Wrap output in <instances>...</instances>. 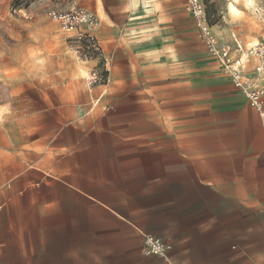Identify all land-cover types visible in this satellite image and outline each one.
I'll list each match as a JSON object with an SVG mask.
<instances>
[{
  "label": "crops",
  "instance_id": "obj_1",
  "mask_svg": "<svg viewBox=\"0 0 264 264\" xmlns=\"http://www.w3.org/2000/svg\"><path fill=\"white\" fill-rule=\"evenodd\" d=\"M121 1L126 21L111 18L103 27L98 13L78 0L99 18V40L103 28L110 41L152 52L168 45L181 20L195 26L185 0L180 10L178 0ZM158 4L162 10L145 12ZM162 18L171 36L147 34ZM164 66L153 74L132 72V83L115 77L102 93L104 108L128 112L121 125L136 131L65 136L42 166L21 168L59 170L68 181L10 186L30 188L33 204L52 200L59 210L17 227L9 246L24 249L25 261L0 264H264V118L219 62L210 69L191 55ZM92 170H111L124 187L99 182ZM148 234L170 246L166 258L144 252Z\"/></svg>",
  "mask_w": 264,
  "mask_h": 264
},
{
  "label": "rangeland",
  "instance_id": "obj_2",
  "mask_svg": "<svg viewBox=\"0 0 264 264\" xmlns=\"http://www.w3.org/2000/svg\"><path fill=\"white\" fill-rule=\"evenodd\" d=\"M79 1L98 13L103 27L112 22L111 18L119 23L127 19L122 15L126 8L121 0ZM230 3H235L238 11H230ZM48 4V0H0V262L25 261L24 249L9 246L18 235L17 227L33 226L41 212L53 215L59 210L52 200L45 206L33 204L30 188L17 192L10 186L25 189L28 183L68 181L59 170H21L22 167L42 166L51 148L65 136L126 135L138 129L121 125V114L128 112L104 108L102 93L117 81L115 77L119 82L132 83L130 76L134 71L153 74L155 70L167 69L164 65L171 59L184 63L191 55L195 65L208 62L209 68L214 69L218 63L199 40L192 20H181L183 23L175 30L177 35L172 31L171 40L165 39L168 45L159 43L152 52L110 41L102 28L100 55L81 60L70 50L60 24L43 15ZM181 5L182 0H178L179 10ZM205 5L213 31L231 48H235L236 40L247 48L264 40V0H205ZM146 9L153 14L162 10V5ZM155 22L147 34L156 33L161 39L171 36L163 27L169 23L167 19ZM108 116L118 118L111 120ZM92 171L99 182H115L120 189L124 187L122 178L116 179L111 170ZM97 193L105 196L107 192ZM66 226L73 229V224ZM23 236L27 237V232Z\"/></svg>",
  "mask_w": 264,
  "mask_h": 264
},
{
  "label": "built area",
  "instance_id": "obj_3",
  "mask_svg": "<svg viewBox=\"0 0 264 264\" xmlns=\"http://www.w3.org/2000/svg\"><path fill=\"white\" fill-rule=\"evenodd\" d=\"M187 12L209 53L231 76L232 82L264 118V40L249 48L236 40L235 48L221 42L208 18L205 0H185ZM43 15L57 21L67 35L70 49L81 60L98 57L102 51L96 34L100 25L97 15L80 6L78 0H49ZM236 52L238 55H234ZM254 60L255 64H249ZM170 246L160 237L146 235L144 252L161 258L168 256Z\"/></svg>",
  "mask_w": 264,
  "mask_h": 264
},
{
  "label": "bare ground",
  "instance_id": "obj_4",
  "mask_svg": "<svg viewBox=\"0 0 264 264\" xmlns=\"http://www.w3.org/2000/svg\"><path fill=\"white\" fill-rule=\"evenodd\" d=\"M231 10L234 12L238 11V8L236 7L235 3H230V11Z\"/></svg>",
  "mask_w": 264,
  "mask_h": 264
}]
</instances>
